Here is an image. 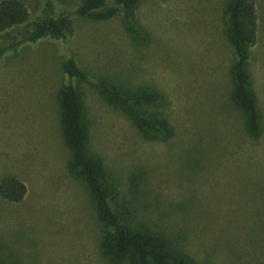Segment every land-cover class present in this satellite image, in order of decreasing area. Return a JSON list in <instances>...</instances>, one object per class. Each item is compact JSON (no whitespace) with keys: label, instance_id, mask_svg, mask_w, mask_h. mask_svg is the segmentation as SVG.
I'll use <instances>...</instances> for the list:
<instances>
[{"label":"rangeland","instance_id":"1","mask_svg":"<svg viewBox=\"0 0 264 264\" xmlns=\"http://www.w3.org/2000/svg\"><path fill=\"white\" fill-rule=\"evenodd\" d=\"M22 1L34 9L35 0ZM226 1L140 0L135 13L144 44L118 15L75 16L68 46L88 80L73 83L89 150L102 157L124 198H137L139 220L195 264H264V0H254L257 41L248 64L261 114L257 139L245 133L243 115L229 99L231 48L220 19ZM61 64L50 44L0 56V179L13 175L26 185L19 202L0 197L1 263L107 264L90 194L65 168ZM99 80L160 91L164 99L155 108L173 136L142 139L106 102Z\"/></svg>","mask_w":264,"mask_h":264},{"label":"trees","instance_id":"2","mask_svg":"<svg viewBox=\"0 0 264 264\" xmlns=\"http://www.w3.org/2000/svg\"><path fill=\"white\" fill-rule=\"evenodd\" d=\"M140 0H79L63 4L54 0H35L29 9L22 0H0V56L17 51L23 45H47L62 57L63 80L57 91L59 128L68 150L66 171L88 190L99 223V253L107 264H195L182 249L160 231H153L139 220L136 200H127L110 179L104 161L89 150V132L80 94L73 83L88 80L77 64L68 39L73 31V18L108 20L119 16L125 30L141 44L147 38L136 20ZM63 5L69 8H63ZM222 33L231 48L229 99L243 115L245 133L252 139L261 134V114L257 105L248 64L253 60L252 47L257 41V12L254 0H227L221 11ZM98 90L112 107L131 122L141 138L167 141L174 130L168 119L155 106L164 96L152 86L134 90L102 82ZM26 185L13 175L0 179V197L19 202ZM133 201V202H132ZM0 264H6L0 262Z\"/></svg>","mask_w":264,"mask_h":264}]
</instances>
